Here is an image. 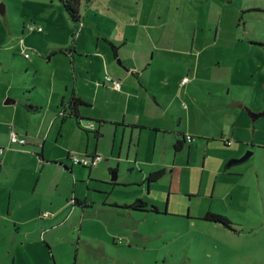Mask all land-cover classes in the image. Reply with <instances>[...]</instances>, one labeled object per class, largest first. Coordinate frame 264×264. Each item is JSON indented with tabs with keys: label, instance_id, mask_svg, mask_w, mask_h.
I'll list each match as a JSON object with an SVG mask.
<instances>
[{
	"label": "rangeland",
	"instance_id": "obj_1",
	"mask_svg": "<svg viewBox=\"0 0 264 264\" xmlns=\"http://www.w3.org/2000/svg\"><path fill=\"white\" fill-rule=\"evenodd\" d=\"M252 4L264 0L141 2L143 18L156 24L141 43L152 60L148 75L158 98L180 93L163 122L196 132L175 151L173 130L106 120L95 134L73 114L62 121L55 100L69 95L73 74L68 59L60 68L49 50L70 41L79 21L62 0H0V264H264V113L250 112L264 109V8ZM78 12L87 23L90 15L102 26L111 20L94 0H79ZM160 32L166 41L156 44L150 36ZM194 32L202 40L192 44ZM136 35L131 26L130 47L140 45ZM199 52L194 75L188 62ZM183 73L193 79L188 87L179 83ZM148 99L153 116L156 98ZM11 128L27 141L11 142ZM222 128L237 129L232 143ZM94 147L103 155L96 165H64L72 162L66 150ZM159 166L162 173L146 180ZM136 196L157 209L122 206Z\"/></svg>",
	"mask_w": 264,
	"mask_h": 264
},
{
	"label": "crops",
	"instance_id": "obj_2",
	"mask_svg": "<svg viewBox=\"0 0 264 264\" xmlns=\"http://www.w3.org/2000/svg\"><path fill=\"white\" fill-rule=\"evenodd\" d=\"M94 1L101 3V5L103 3L106 4L109 12L108 17L111 18L108 25L105 24L102 26L100 20L97 19L95 15H90L91 17L88 18L89 23H87V21L83 19V16L80 15L82 22L79 21L80 26L77 28L78 30L75 32L74 37L70 39V41H58L54 43L49 50V59L53 60L58 56L57 60L61 61L60 64H58L60 68L64 67V64H61L64 61V57L66 60L68 59V67L73 74V85L71 86L69 95L66 96V93L62 92L55 100L56 106L58 101L60 102V107L57 110V113L61 115L60 119L63 121L68 115L65 113V110L63 111L62 104L66 106L70 96L76 94L87 101L86 103L79 105L80 113L97 119V121L92 119L89 121L91 124L87 125L85 119H83L84 123H77L80 127L86 130H94L95 134L100 133L99 130L102 128V125L108 120L115 124V128H117L118 122H123L125 124H137L139 126L149 125L156 130V134L160 130L164 132L173 130L175 136L170 138L172 144H174L175 139L178 137L184 136L183 141L188 140L185 137L186 132H191L195 136L196 132L192 128L186 130H181L180 128L176 132V129H173L170 124L163 122V118H167L166 111L169 109L170 105H172L173 99H176L180 93L176 94V92H172L167 100L158 98L157 88H159V86L157 85L154 87L153 81L148 75L152 60L149 59L147 54V47H143L141 43L145 40L144 35L150 33V26H156V24L151 23L150 25L148 20L143 18L144 16L148 17V13L144 15L140 10L141 2L144 0ZM251 7L262 9L264 8V5L252 4ZM97 12L98 10L96 13ZM157 12H159L158 16L160 17L161 11L157 10ZM69 17L71 18L70 15ZM74 21L77 23L76 20ZM165 22L166 21L162 18L157 26H159V24L164 25ZM112 25L114 26V30H112ZM131 26L136 30L137 35L134 38L136 39V42H140L138 47L135 45L130 47L128 45L130 42L128 34ZM196 29L197 26L194 25L193 31ZM150 37L153 38L154 41L156 40V44L166 41V37L162 35V32L156 36L157 38L154 36ZM174 37L175 36H170L169 41ZM198 38L202 40V35L197 36L196 32H194L192 44H195V42L198 41ZM108 39L117 44V53L121 57L119 58V61H117V55L113 53ZM71 45L74 47V50L73 48H69ZM63 48L68 49L65 51ZM58 52L63 55H59ZM190 54H193L192 50H190ZM199 54L200 52L198 55H194L193 59L190 60L191 62H188L190 70H194V75L198 73L200 66ZM153 56L154 50H152L150 57ZM108 72L113 76L121 78L120 87L113 86L111 81L105 77ZM184 75H186V73L182 74L179 83H181V86L182 84H185L184 86L188 87V84L193 79L188 75V79L182 81ZM87 85H92L91 89H88ZM65 86L67 87V84ZM148 94H152L156 98V101L154 102V106L156 107H154L155 112L153 116H150L147 112L149 106H151ZM10 100H13V98L9 97V101ZM98 103L103 105L102 109L104 110L95 111L96 104ZM110 103H112L111 106H109ZM179 118H181V115H179ZM179 121L180 120H178V122ZM236 131L237 129L235 128L231 129V132L222 128L221 137H231L232 141L228 143H232L235 136L238 135ZM194 139L195 137L188 141ZM171 147H174V145ZM4 150L5 147L3 151ZM176 150L177 149H175V151ZM70 151L72 150H66L67 157H69L68 153ZM94 152L99 151L94 147L92 150L80 151L78 153L91 154ZM100 160H102V158ZM66 163L71 166L73 165L72 162ZM15 223H18L17 220ZM20 225L21 223H19L17 227H20ZM44 228L49 229V218L47 219Z\"/></svg>",
	"mask_w": 264,
	"mask_h": 264
},
{
	"label": "trees",
	"instance_id": "obj_3",
	"mask_svg": "<svg viewBox=\"0 0 264 264\" xmlns=\"http://www.w3.org/2000/svg\"><path fill=\"white\" fill-rule=\"evenodd\" d=\"M78 1L79 0H62V3H63L65 9L67 10V12L69 13V15L71 16L72 19L81 21L82 18L80 16L79 12H78ZM108 41L111 44V48H112L113 53L115 55H118V53H117V44L114 43L113 41H111L110 39H108ZM71 46L69 48L70 49L73 48V50H74V47L73 46L71 47ZM67 49L68 48H63V50H65V51ZM86 102L87 101L84 98H82V97H80V96H78L76 94H72L70 96V98L68 99V102L66 103V106L62 104L63 111L65 110L66 114H73L76 117L77 122L82 124V123H84L83 119H85V121L93 119L92 116L82 114L79 111V105L82 104V103H86ZM31 105L34 106L33 104H31ZM20 133H22V132H20ZM185 135H186V133H185ZM183 138H184V136L183 137H178V138L175 139L174 144H173L175 149H179L183 145ZM222 139L226 143H228L226 141L225 137L222 136ZM12 142H14V141H12ZM68 156H69L68 158H70V152L68 153ZM71 161H72V159H71ZM72 163H75V162L72 161ZM77 163H79V162H77ZM80 164H82L84 166H88L89 168L92 167V165H89V164H83V163H80ZM64 165L69 167V168H71V165L66 163V162H64ZM163 169H164V167H157L156 169L150 170L146 174L145 179L146 180H153V179L157 178L162 173ZM113 181H115V180H113ZM74 200L77 201V202H80L81 204H85L86 203L85 199H80V198H78L76 196H75ZM147 202L148 201L145 198H143L142 196H136L130 202H124L122 206H128L130 208H139V209H146V208H151V209H155V210L157 209V206L155 204H153V203L150 205L151 207H147V205H148ZM205 216L213 218L215 220H219V221H221V222H223L225 224L231 225L230 224V219L227 216L223 215L221 212H215V211L209 212L208 211L207 214H205Z\"/></svg>",
	"mask_w": 264,
	"mask_h": 264
},
{
	"label": "built area",
	"instance_id": "obj_4",
	"mask_svg": "<svg viewBox=\"0 0 264 264\" xmlns=\"http://www.w3.org/2000/svg\"><path fill=\"white\" fill-rule=\"evenodd\" d=\"M29 26L32 28L37 27L39 29L42 27V25L34 24V23H30ZM21 51L23 52V54L28 55V51L25 48H22ZM105 77L111 81L113 86L115 87L121 86V79L119 77H115L109 73H106ZM187 79H188V75H184L182 77V81H185ZM89 121L91 120L86 121V125L91 124L89 123ZM185 136L188 140L194 137L193 133L191 132H186ZM225 138L227 142L232 141L231 137L226 136ZM10 140L14 142H18V143H24L27 141V138L25 134L20 133L16 128H11ZM3 149H4V146L0 145V153L3 151ZM70 158L72 159L73 162H76V163L79 162L83 164L96 165L99 162V160L102 158V154L100 152H94L91 154H80L77 151L72 150L70 151ZM47 213L48 211L44 212V214H47Z\"/></svg>",
	"mask_w": 264,
	"mask_h": 264
},
{
	"label": "water",
	"instance_id": "obj_5",
	"mask_svg": "<svg viewBox=\"0 0 264 264\" xmlns=\"http://www.w3.org/2000/svg\"><path fill=\"white\" fill-rule=\"evenodd\" d=\"M2 8H3V7H2ZM5 101H9V97H7V98L5 99ZM250 112H251V114H252L253 117H256V116H258V115H260V114H263V113H264V109H261V110H259V111H253V110H250ZM250 152H251V150H247L245 153H243V154H241V155H239V156H236V157H232V158H230V159L227 161V165H230V164L233 163V162H236V161H239V160H242V159L246 158V157L249 155ZM112 177L115 178V177H116V173L113 174Z\"/></svg>",
	"mask_w": 264,
	"mask_h": 264
}]
</instances>
